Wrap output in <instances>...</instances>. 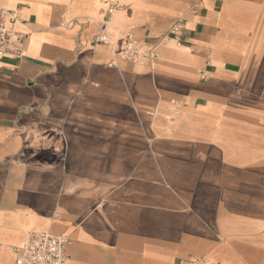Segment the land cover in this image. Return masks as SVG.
Returning a JSON list of instances; mask_svg holds the SVG:
<instances>
[{
	"label": "crops",
	"instance_id": "crops-1",
	"mask_svg": "<svg viewBox=\"0 0 264 264\" xmlns=\"http://www.w3.org/2000/svg\"><path fill=\"white\" fill-rule=\"evenodd\" d=\"M1 8L26 39L0 57V264L35 231L65 264H264V0ZM127 32L156 59L115 57Z\"/></svg>",
	"mask_w": 264,
	"mask_h": 264
},
{
	"label": "built area",
	"instance_id": "built-area-1",
	"mask_svg": "<svg viewBox=\"0 0 264 264\" xmlns=\"http://www.w3.org/2000/svg\"><path fill=\"white\" fill-rule=\"evenodd\" d=\"M118 7V4H110L108 17L99 25V31L95 37L96 43L111 44L107 33L109 27V15ZM18 16L15 10L0 9V57H11L21 60L24 56V42L26 34L16 30L14 24ZM184 22H175L170 30L169 37L176 42H181V32ZM114 56L134 63H147L156 59L155 50L145 51L133 33L127 32L120 38L118 48L113 52ZM114 64V61L110 65ZM202 77L206 76L204 72ZM70 244L69 237L55 235L44 231H35L29 235L28 240L22 246L15 247V264H65L67 259V247Z\"/></svg>",
	"mask_w": 264,
	"mask_h": 264
}]
</instances>
